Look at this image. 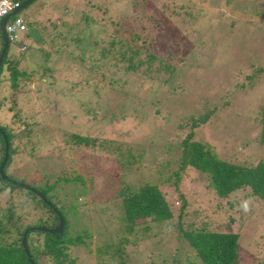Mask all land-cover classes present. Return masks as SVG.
Here are the masks:
<instances>
[{"label":"rangeland","instance_id":"1","mask_svg":"<svg viewBox=\"0 0 264 264\" xmlns=\"http://www.w3.org/2000/svg\"><path fill=\"white\" fill-rule=\"evenodd\" d=\"M80 2L34 0L18 14L41 28L39 25L62 17L75 18ZM144 5L149 12L145 19L150 21L147 30H137L141 37L138 43L152 41V50L176 67L169 73L154 72L153 78H148L141 65L128 75L127 82L110 92H105L107 85L104 89L99 86L105 84L107 71L103 68L88 73L85 64L68 61L65 55L70 43L50 53L47 64L54 73L48 80L39 74L37 65L42 61L38 51L29 48L20 52L17 42L8 43L7 55L15 58L19 67L37 68V72H30V80L25 82L28 86L24 85L25 91L16 98L23 120L14 123L15 128L21 127L15 134L18 154L14 164L20 167L12 170L15 175L11 176H23L34 186L43 182L39 180L42 172L48 174L49 183L56 176H76L72 182L57 181L54 194L64 205L73 204L66 216L71 233L81 229L89 233L87 249L73 247L74 264H113L120 258L112 253L115 245L121 249L120 259L125 264H199L182 241L180 230L194 228L201 221L216 230L238 233L240 264H264L261 207L239 195L244 207H229L223 200L217 204L205 177L191 168L178 173L174 189L169 174L176 168L177 153L173 145L165 150L168 141L180 139L189 130L187 124L179 129L176 126L189 114L203 111L204 103L215 109L192 129L193 139L206 143L218 158L237 164L264 160V140L259 137L264 72L255 71L264 69V0H145ZM113 8L108 7L106 14L89 9L96 21L108 25L117 19ZM105 16L108 20L103 22ZM18 42L30 41L20 34ZM52 46L44 44L43 48L52 52ZM246 74L251 77L246 78ZM5 75L4 71L0 74V98L9 91ZM95 89L105 107L95 115H85L78 104L87 101L92 107ZM11 115L5 104L1 105L0 126L10 125ZM23 121L30 127L28 132ZM75 131L94 136L99 142L106 140L105 146L72 145L67 141L68 132ZM125 148L134 155L128 165L123 163L130 160L122 153ZM141 148L145 151L138 159L135 156ZM160 161L170 163L161 166ZM146 180L164 193L172 217L158 222L145 219L127 231L116 191L120 183L137 185ZM178 193L184 200L179 217ZM12 202H16L13 195L0 193V211ZM20 208L23 222L39 215ZM105 244L109 246L104 248Z\"/></svg>","mask_w":264,"mask_h":264},{"label":"trees","instance_id":"2","mask_svg":"<svg viewBox=\"0 0 264 264\" xmlns=\"http://www.w3.org/2000/svg\"><path fill=\"white\" fill-rule=\"evenodd\" d=\"M18 1L21 3L22 0ZM33 1L31 0L27 5ZM80 1V5L76 6L75 18L62 17L56 22L50 21L47 25H39L41 28L36 27L35 23L20 15L23 18L24 29L17 33L16 40L12 42L18 43L20 52H26L29 48H33L40 53L42 62L37 66L40 69L39 74L47 76L45 80L51 79L54 73L53 68L47 64L51 56L50 53L58 52L61 47L65 49V46L69 43L72 46H67L68 52L65 55L69 59L68 61L76 62L80 65L85 64L84 68L88 73L91 71L97 72L102 68L107 71L106 79L103 78V83L105 84H94L99 85L102 89L107 85L105 92H110L127 82L128 75L138 70L141 65L144 66L143 71L148 78H153L152 74L154 72L157 73L163 70L169 73L174 69L173 67H176L171 66L168 61L163 60L160 55L152 50L154 47L152 41L144 42V40L138 43L141 37L137 30L140 32L147 30L148 22L150 21L145 19L149 13L144 5L145 0ZM110 6L114 7L113 15L117 19L113 23L109 22L108 25L96 21L92 16L95 13L93 11L91 13V9H89L94 8L101 14H106ZM18 12L14 16L19 15ZM14 16L11 15L7 20ZM129 18H132V22H129ZM102 19L104 22L108 20V17L105 16ZM143 20L146 23H143ZM124 22H128L127 25L124 26ZM47 26H49L50 30L48 33L46 32L48 31ZM151 26L153 27V25ZM20 34H23L24 38L30 41V44L18 42ZM80 40H83V42L78 46L77 44L80 43ZM9 42L11 41H7V48L0 61V74L4 71L6 75L3 77H6L7 81H9V91L7 95L0 98V106L5 104V108L12 112L11 124L0 126L2 132V134L0 133V162L4 152H6V158L0 173V193L13 195L16 202H12L5 210L0 211V264H74V258L71 255L73 247L81 246L87 249L85 238L89 237V233L86 229L71 233L70 224L66 216L73 209V204L68 202V204L66 203L67 205H64L54 194L58 191V188H55L57 181L72 182L76 180V176L72 178L56 176L54 181L49 183L48 174L42 172L43 176L39 180L43 182L39 186L27 183L23 176L21 178L11 176L12 174L15 175L12 170L20 167L14 164L18 154V143L15 134L21 128H15L17 125L15 126L14 123L18 122V120L19 122L23 120L18 115L21 110L16 109V98L19 93L22 94L25 91L24 85L28 86L25 82H29L30 72H37V68L19 67L16 59L9 54L7 55ZM44 44L53 45V51L44 49ZM1 45L2 40L0 37V48ZM21 45L24 46L23 50L19 49ZM178 60L181 61L182 59L179 58ZM255 71L263 73L264 69L257 68ZM245 77L250 78L251 74H246ZM92 89L94 88L92 87ZM96 91V89L95 91L93 90L95 96L93 97L94 105L92 107V103L89 104L87 101L78 104L85 115L89 113H94L93 115H95L105 107L100 101V94ZM202 107L203 111L196 115L189 114L183 124L179 123L176 126L179 129L182 125L187 124L189 130L184 132L180 139L173 142L168 141L167 146H165L167 151L169 146L173 145L174 151L177 153L175 158L176 168L171 170L169 174L173 177L172 184L174 189H176L175 185L179 179L178 173L184 168H191L205 177L207 186L213 190L216 196L217 204L223 200L229 207L234 205L244 207V204H241L237 198L239 195L242 196L243 200L250 199L258 209L261 207L260 210L264 211V160H258L251 165L237 164L218 158L206 143L193 139L192 129L204 123L215 109V106L208 107L204 103H202ZM25 123L23 121V129L28 132L30 127L25 125ZM260 124L262 126L259 137L260 141H263L264 107L262 108ZM3 137L6 140V151H4ZM96 139L94 136L75 131L68 132L67 141L72 145L95 146V143L103 146L106 142V140L99 142ZM144 151L145 149L141 148L135 157L140 159ZM122 153H126L127 157L130 158L129 161L128 159L123 161L125 165L134 161V155L129 153L128 148H125ZM163 162H159L161 166H166L170 163V161ZM9 167H13L11 169L12 173L7 174ZM35 169L34 172L36 171ZM29 181L33 182L32 180ZM21 183L27 186L22 187ZM36 192L41 196L36 194ZM52 194L54 195L53 198ZM116 196L120 197L123 229L125 228L127 231H130L135 224L145 219L158 222L172 217V212L164 197V193L157 184L150 181L146 180L137 185L120 183ZM178 196L181 198L180 193H178ZM180 202L177 217L180 216V212H182L184 207L182 198ZM20 207L28 208L29 214L33 215V212H38L39 215L32 221L23 222L19 212ZM58 218L62 221L60 231L49 232V229L58 225ZM229 220L232 221L231 219ZM208 224L209 222L201 221L194 228L180 230L182 241L187 245L188 250L198 263L240 264L242 257L239 255L238 233L230 230H216L208 227ZM22 237L24 238L26 254L21 246ZM108 244L113 245V242H108ZM108 244L103 247L105 248ZM115 252L121 258V249L117 245L114 246L112 253ZM120 258L113 264H125Z\"/></svg>","mask_w":264,"mask_h":264},{"label":"built area","instance_id":"3","mask_svg":"<svg viewBox=\"0 0 264 264\" xmlns=\"http://www.w3.org/2000/svg\"><path fill=\"white\" fill-rule=\"evenodd\" d=\"M20 3L18 0H0V20L10 12L16 10ZM14 16V15H13ZM24 29L23 18L20 15H16L10 20H5L3 23V30L7 41H15L17 33ZM20 50L24 49V46L19 47Z\"/></svg>","mask_w":264,"mask_h":264},{"label":"water","instance_id":"4","mask_svg":"<svg viewBox=\"0 0 264 264\" xmlns=\"http://www.w3.org/2000/svg\"><path fill=\"white\" fill-rule=\"evenodd\" d=\"M31 0H24L23 2L20 3L19 7L10 12L9 14H7L6 16H4L3 18H1L0 20V37H1V40H2V45H1V49H0V61L3 57V54L7 48V39H6V36H5V33H4V30H3V23L5 22V20L10 17L11 15H14L15 13H17L20 9H22L25 5H27ZM0 133L2 134L1 130H0ZM3 142H4V151H6V140L5 138L3 137ZM5 158H6V152H4L3 154V157H2V160L0 162V173H1V168L3 166V163L5 161ZM21 185V184H20ZM22 187H24L23 185H21ZM36 194H38L39 196H41L39 193L36 192ZM61 226H62V221L60 218H58V225L52 229H49L48 231L53 233V232H59L60 229H61ZM21 246L24 250V253L26 254V250H25V245H24V238L22 237L21 238Z\"/></svg>","mask_w":264,"mask_h":264}]
</instances>
